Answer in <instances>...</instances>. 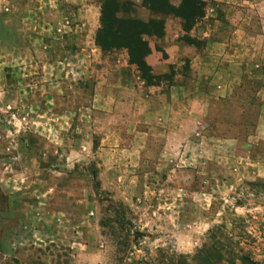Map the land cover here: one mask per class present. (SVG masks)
Instances as JSON below:
<instances>
[{
    "label": "rangeland",
    "instance_id": "obj_1",
    "mask_svg": "<svg viewBox=\"0 0 264 264\" xmlns=\"http://www.w3.org/2000/svg\"><path fill=\"white\" fill-rule=\"evenodd\" d=\"M129 1L121 16L143 17ZM99 3L0 0V264H264V124L254 96L264 65L251 67L228 106L246 124H202L198 161L179 159L176 134L174 170L138 177L123 171L138 159L132 128L118 147L116 132L102 140L113 116L86 110L96 85L89 65L100 64L87 30ZM237 97L247 109L237 111ZM220 132L228 138L219 142Z\"/></svg>",
    "mask_w": 264,
    "mask_h": 264
},
{
    "label": "crops",
    "instance_id": "obj_2",
    "mask_svg": "<svg viewBox=\"0 0 264 264\" xmlns=\"http://www.w3.org/2000/svg\"><path fill=\"white\" fill-rule=\"evenodd\" d=\"M181 1L168 0V3L177 7ZM197 1L202 3L200 13L191 21L174 13L154 16L142 6L141 0L132 1L145 14L130 17L141 21L159 17L163 20L160 37L143 36L148 47L144 62L152 76L150 84L128 63L125 49L100 51L94 44L99 6L94 11L92 28L88 27L87 47L89 53L96 54L93 59L100 58V64L89 65L91 72H95L96 85L86 110L94 107V114L105 116L100 117L103 122L113 116L114 124H102L111 132L102 140H109L116 132L118 147H124L119 143L125 142L122 137H127L123 132L132 128L139 140L138 159L129 158L123 171L138 177L161 176V169H165L162 173L167 176L174 170L169 162L175 157L171 137L176 134L180 136L176 139L181 148L179 159L198 161L206 140L202 124H209L213 118L217 120L215 124H246L243 120L237 122L241 115L228 106L237 95L235 86L252 73L251 67L264 65V0ZM254 93L258 101L255 123L264 124V79L261 78ZM94 96L96 106L92 105ZM238 102L235 104L238 112L247 109V103L239 99ZM228 129L238 128L229 125ZM222 135L220 132L213 139L220 142L228 138ZM230 140L238 144L235 137Z\"/></svg>",
    "mask_w": 264,
    "mask_h": 264
},
{
    "label": "trees",
    "instance_id": "obj_3",
    "mask_svg": "<svg viewBox=\"0 0 264 264\" xmlns=\"http://www.w3.org/2000/svg\"><path fill=\"white\" fill-rule=\"evenodd\" d=\"M141 4L154 16L174 13L186 21H191L200 13L202 3L197 0H182L177 7H173L168 0H141ZM130 6L129 0H100L98 27L94 32L93 42L100 51L125 49L128 63L133 64L140 77L150 84L152 76L144 62L148 47L143 36L160 37L163 20L159 17L141 21L134 17L121 16L120 14L129 11ZM241 259L248 264H256L245 257ZM208 260L210 259L202 264H208Z\"/></svg>",
    "mask_w": 264,
    "mask_h": 264
}]
</instances>
